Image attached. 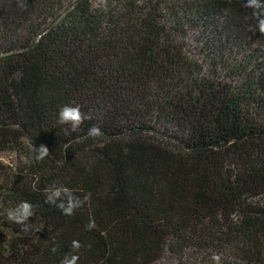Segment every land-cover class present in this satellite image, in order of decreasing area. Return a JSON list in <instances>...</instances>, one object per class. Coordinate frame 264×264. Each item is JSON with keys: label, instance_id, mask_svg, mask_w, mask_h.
<instances>
[{"label": "trees", "instance_id": "16d2710c", "mask_svg": "<svg viewBox=\"0 0 264 264\" xmlns=\"http://www.w3.org/2000/svg\"><path fill=\"white\" fill-rule=\"evenodd\" d=\"M244 3L0 0V264H61L73 240L78 264H264V34ZM73 103L91 119L65 135ZM54 185L91 200L65 216ZM21 201L28 233L6 216Z\"/></svg>", "mask_w": 264, "mask_h": 264}, {"label": "clouds", "instance_id": "9594fccd", "mask_svg": "<svg viewBox=\"0 0 264 264\" xmlns=\"http://www.w3.org/2000/svg\"><path fill=\"white\" fill-rule=\"evenodd\" d=\"M243 7L252 10L253 16L257 20V28L260 34H264V0H245ZM89 119H91V117L86 115L78 104L74 103L64 105L58 112V123L64 126L65 135L78 132L84 122ZM102 135L101 129L96 125L91 126L87 132L88 138H97ZM67 147L68 145L66 144L65 149H67ZM33 152L35 153L34 159L36 162H41L49 156V150L44 145H41L39 149L33 147ZM45 191L47 193L45 203L55 206L63 215L68 217L73 216L77 209L83 207L91 200V193H87L81 198L74 195L72 190L63 185H54L52 188L46 189ZM34 215V206L27 201H21L14 208H9L6 212L7 219L14 224L20 225L21 230L25 233L32 230L33 225L30 223V219L33 218ZM94 229H96L95 220L90 219L89 223L86 225V230L92 231ZM102 235H104V233H102ZM80 248V242L73 240L71 244L72 252L65 254L61 260V264H78L80 257L78 254L73 253H78ZM51 251L55 253L57 247H53ZM211 259L214 264H221L219 255H213Z\"/></svg>", "mask_w": 264, "mask_h": 264}, {"label": "rangeland", "instance_id": "374dc122", "mask_svg": "<svg viewBox=\"0 0 264 264\" xmlns=\"http://www.w3.org/2000/svg\"><path fill=\"white\" fill-rule=\"evenodd\" d=\"M99 2V0H96ZM1 161L6 165H13L17 161L15 153H3L1 155ZM158 264H175V259L172 255L167 254L164 259Z\"/></svg>", "mask_w": 264, "mask_h": 264}]
</instances>
